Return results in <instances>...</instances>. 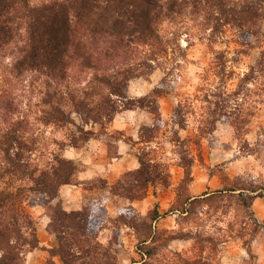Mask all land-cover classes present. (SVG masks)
Segmentation results:
<instances>
[{"label": "clouds", "instance_id": "9594fccd", "mask_svg": "<svg viewBox=\"0 0 264 264\" xmlns=\"http://www.w3.org/2000/svg\"><path fill=\"white\" fill-rule=\"evenodd\" d=\"M0 264H264V0H0Z\"/></svg>", "mask_w": 264, "mask_h": 264}, {"label": "trees", "instance_id": "16d2710c", "mask_svg": "<svg viewBox=\"0 0 264 264\" xmlns=\"http://www.w3.org/2000/svg\"><path fill=\"white\" fill-rule=\"evenodd\" d=\"M54 39H58V37H56L55 35H54V37H53Z\"/></svg>", "mask_w": 264, "mask_h": 264}]
</instances>
